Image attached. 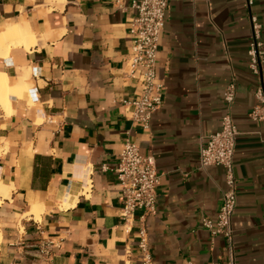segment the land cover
Instances as JSON below:
<instances>
[{
    "label": "crops",
    "instance_id": "obj_1",
    "mask_svg": "<svg viewBox=\"0 0 264 264\" xmlns=\"http://www.w3.org/2000/svg\"><path fill=\"white\" fill-rule=\"evenodd\" d=\"M131 4L0 0V25L32 34L0 70L32 85L36 104L10 99L8 116L0 105V183L12 184L0 200V264H140L141 238L151 264H224L225 237L201 220L217 217L225 169L201 167L199 151L227 112L239 129L235 264H264V120L248 115L264 87V61L255 73L248 55L251 17L264 50V0L168 1L156 60L163 102L147 127L129 103L142 90L126 64ZM126 139L154 156L159 182L155 212L136 208L125 220L115 168ZM33 202L42 204L38 218Z\"/></svg>",
    "mask_w": 264,
    "mask_h": 264
},
{
    "label": "built area",
    "instance_id": "obj_2",
    "mask_svg": "<svg viewBox=\"0 0 264 264\" xmlns=\"http://www.w3.org/2000/svg\"><path fill=\"white\" fill-rule=\"evenodd\" d=\"M169 0H132L134 15L131 21L130 36L132 44L126 57V64L131 71H138L141 77L138 84L141 87L139 96L129 102L132 107V118L143 127L149 125L152 114L163 102L164 86L156 81V60L159 53V39L163 29L165 11ZM252 38L249 44V66L258 73L264 61L262 49L261 25L251 17ZM40 69L34 70V75H40ZM128 74V73H125ZM233 75V74H232ZM35 88L28 92V98L11 97L12 101L28 102L35 98ZM236 94L235 78L232 76L223 89V99L230 106ZM255 96L258 103L249 112L250 119L264 120V87L257 86ZM127 103V102H126ZM239 129L227 112L221 120V128L208 135L207 142L200 147L199 164L223 166L228 189L223 192L222 204L215 220L202 218L201 225L212 236L222 234L226 240L227 253L224 264H235L232 216L237 204L236 182L233 173V159ZM118 174L120 199L122 208L120 215L126 220L136 208L143 209L145 214H152L156 209V186L159 174L153 155L142 154L140 145L126 139L119 153L118 164L115 168ZM146 240L141 238L139 248L142 251L140 264H151L147 253ZM221 264V263H215Z\"/></svg>",
    "mask_w": 264,
    "mask_h": 264
},
{
    "label": "bare ground",
    "instance_id": "obj_3",
    "mask_svg": "<svg viewBox=\"0 0 264 264\" xmlns=\"http://www.w3.org/2000/svg\"><path fill=\"white\" fill-rule=\"evenodd\" d=\"M53 1L59 2L63 0ZM31 37L32 34L26 28L19 26L17 23L7 21L4 24L0 25V59H8L10 57L9 54L12 47L23 46L24 49L27 50L28 40ZM1 66L2 63L0 62V67ZM15 81L17 83H11L8 80L7 72H3L0 70V105L2 106L3 111L7 116L11 113V97L16 96L18 98H28V88H33L32 85H30L27 81L22 80L20 77H16ZM25 84L28 86V88ZM28 104L31 106L36 105L35 102H33L32 98L28 100ZM85 176H87V174ZM82 182H84V179L82 180ZM84 186H86V184ZM11 188V183L5 184L3 181L0 183V200L1 197H4L10 192ZM41 205L42 204L38 202L31 203V212L34 213L36 218L39 217V206Z\"/></svg>",
    "mask_w": 264,
    "mask_h": 264
},
{
    "label": "rangeland",
    "instance_id": "obj_4",
    "mask_svg": "<svg viewBox=\"0 0 264 264\" xmlns=\"http://www.w3.org/2000/svg\"><path fill=\"white\" fill-rule=\"evenodd\" d=\"M9 80V79H8ZM39 122V121H38Z\"/></svg>",
    "mask_w": 264,
    "mask_h": 264
}]
</instances>
